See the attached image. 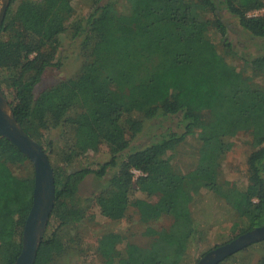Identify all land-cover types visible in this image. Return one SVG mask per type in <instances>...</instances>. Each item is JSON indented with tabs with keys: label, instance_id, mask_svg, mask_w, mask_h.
Segmentation results:
<instances>
[{
	"label": "trees",
	"instance_id": "16d2710c",
	"mask_svg": "<svg viewBox=\"0 0 264 264\" xmlns=\"http://www.w3.org/2000/svg\"><path fill=\"white\" fill-rule=\"evenodd\" d=\"M124 1L125 8L109 1L71 21L72 0H22L9 5L2 23L0 83L5 73L14 115L57 156V162L51 158L56 197L48 223L55 226L45 232L35 264L63 254L72 240L69 230L84 221L93 203L110 220L123 219L131 206L143 222L171 218L166 227L148 228L152 239L143 246L114 232L98 237L95 249L107 264H190L189 250L201 237L192 207L206 195L235 215L233 227L242 234L264 225V85L250 83L209 37L212 28L227 33L218 12L230 14L261 41L258 55L246 60L263 71L264 14L249 13L263 9L264 0ZM69 26L91 59L76 77L36 95L45 70L59 64L58 37ZM148 124L156 129L151 143L132 147ZM54 129L62 130L58 147L46 139ZM241 132L251 139L245 186L222 173L232 139ZM189 136H197L199 149L184 171L168 154ZM102 143L111 152L106 168L118 172L94 198H82L80 186L96 170L63 168ZM26 166L29 176L14 172ZM133 169L142 172L137 182L143 197L135 196ZM33 190V163L0 134V264H15L21 253Z\"/></svg>",
	"mask_w": 264,
	"mask_h": 264
},
{
	"label": "rangeland",
	"instance_id": "374dc122",
	"mask_svg": "<svg viewBox=\"0 0 264 264\" xmlns=\"http://www.w3.org/2000/svg\"><path fill=\"white\" fill-rule=\"evenodd\" d=\"M22 0H10L13 7L17 6ZM109 1L115 2L119 9L125 8L124 0H72L73 14L71 21L85 18L95 5H103ZM1 7V6H0ZM254 12V13H253ZM253 15L264 14V8L253 11ZM219 17L227 26V33L222 35L215 28L209 30V37L215 44L219 53L228 63L235 66L245 77L253 84L264 85V70L258 72L251 63H248L246 57L258 55L261 41L254 39L248 32L243 30L237 21L224 11L218 12ZM209 18V14H206ZM58 53L56 61L58 65L48 67L42 77V80L36 85L35 93L38 95L43 89L55 85L56 83L68 78L76 77L84 64L91 59L89 53L81 45V37H73L72 28L67 30L58 37ZM3 85L2 89L6 98L12 99V88L8 76L1 75ZM1 84V83H0ZM8 94V96H7ZM156 133L154 127L150 124L145 127L144 131L132 141V147H144L149 145ZM62 135L61 129H54L48 133L46 139L54 140V147H58V140ZM233 147L226 155L222 165L223 175L238 186H245L248 182L247 157L251 152L249 142L251 141L248 134L241 132L232 139ZM199 149V140L197 136H189L184 142L170 151L168 156L174 165H178L186 171L192 168ZM45 150V149H44ZM47 149L46 153L54 162H57V156L51 155ZM111 152L106 144H100L97 149L88 151L71 164L64 166V173L78 170L81 168H92L96 172L90 173L80 186L78 195L82 198H94L108 184L110 178L118 172V167L106 168V163L110 161ZM52 165V162H51ZM104 167V173L100 169ZM34 169V167H33ZM136 170V169H133ZM134 175L133 187L136 190V197H143L144 194L138 190V174ZM28 166L15 168V173L27 177L30 174ZM139 171V170H138ZM193 215L200 224L201 237L197 240L188 254V262L197 264L198 261L209 251L224 245L235 239L242 233V229H235L233 224L237 221L234 214L229 213L226 207L218 202L214 196L206 195L204 199L197 201L192 207ZM171 223V218L161 216L148 222L140 219L137 209L129 207L126 216L120 220H110L105 217L98 206L93 203L90 211L83 222L74 225L76 229L69 230L68 237L72 240L63 252L53 259L50 264H107L103 257L96 252L95 246L98 237L105 233L114 232L121 234L126 242L137 245H146L152 239L151 235L146 234L148 228L156 230L166 227ZM55 223L47 226L46 231L53 229ZM23 229L21 232V236ZM20 236V233H19ZM121 247L123 246L120 245ZM264 256V240L254 242L226 260L223 264H258Z\"/></svg>",
	"mask_w": 264,
	"mask_h": 264
},
{
	"label": "water",
	"instance_id": "95a60500",
	"mask_svg": "<svg viewBox=\"0 0 264 264\" xmlns=\"http://www.w3.org/2000/svg\"><path fill=\"white\" fill-rule=\"evenodd\" d=\"M10 0H0V32ZM0 134L25 153L34 167L33 204L22 233V250L15 264H35L40 243L55 204V175L41 144L31 137L13 113L0 84ZM264 240V225L247 231L230 242L206 253L197 264H218L248 245Z\"/></svg>",
	"mask_w": 264,
	"mask_h": 264
},
{
	"label": "built area",
	"instance_id": "2783aa9c",
	"mask_svg": "<svg viewBox=\"0 0 264 264\" xmlns=\"http://www.w3.org/2000/svg\"><path fill=\"white\" fill-rule=\"evenodd\" d=\"M251 13H252V12H251ZM253 13H254V12H253ZM250 15H251V14H250ZM133 172L136 173V174H138V176L142 174V172H141V171H138V170H133Z\"/></svg>",
	"mask_w": 264,
	"mask_h": 264
}]
</instances>
